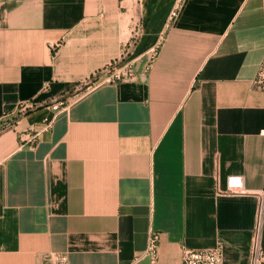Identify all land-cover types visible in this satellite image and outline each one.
<instances>
[{
	"label": "crops",
	"instance_id": "crops-1",
	"mask_svg": "<svg viewBox=\"0 0 264 264\" xmlns=\"http://www.w3.org/2000/svg\"><path fill=\"white\" fill-rule=\"evenodd\" d=\"M263 58L264 0H0V264H182V245L249 264ZM113 61L136 77L90 84Z\"/></svg>",
	"mask_w": 264,
	"mask_h": 264
},
{
	"label": "built area",
	"instance_id": "built-area-1",
	"mask_svg": "<svg viewBox=\"0 0 264 264\" xmlns=\"http://www.w3.org/2000/svg\"><path fill=\"white\" fill-rule=\"evenodd\" d=\"M179 5H177L170 15V20H173L178 15ZM140 31L136 29L134 31V40L139 36ZM157 48L153 49L150 61L145 67L146 71L152 66L153 60L156 58ZM137 75L136 66L134 63H121L113 61L106 65L103 69L96 72L94 78L90 81V84H94L97 81H109L118 82L135 78ZM255 85L264 90V58L259 67L257 75L254 79ZM67 104V98L61 97L54 102L55 108L64 107ZM31 108V103L25 102L20 105V111L22 113L28 112ZM52 127V121H45V128L50 129ZM36 140V134L30 138V141ZM227 193H243L246 191L244 178L240 174H230L226 179V189L222 190ZM262 213L260 210L258 215V221L254 228L251 243V254L249 264H264V247L262 244ZM160 235L158 232L151 230L149 235L148 250L147 252L156 261L158 258V244ZM50 264H69L68 256L66 254L52 255ZM182 264H223V249L222 245H218L214 248L195 249L186 245H182Z\"/></svg>",
	"mask_w": 264,
	"mask_h": 264
}]
</instances>
